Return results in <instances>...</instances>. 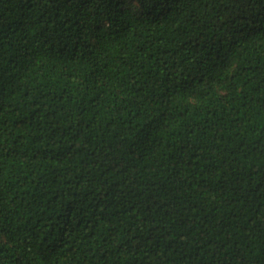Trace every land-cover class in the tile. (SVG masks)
<instances>
[{
  "label": "trees",
  "instance_id": "16d2710c",
  "mask_svg": "<svg viewBox=\"0 0 264 264\" xmlns=\"http://www.w3.org/2000/svg\"><path fill=\"white\" fill-rule=\"evenodd\" d=\"M0 264H264V0H0Z\"/></svg>",
  "mask_w": 264,
  "mask_h": 264
},
{
  "label": "snow or ice",
  "instance_id": "6c2138e0",
  "mask_svg": "<svg viewBox=\"0 0 264 264\" xmlns=\"http://www.w3.org/2000/svg\"><path fill=\"white\" fill-rule=\"evenodd\" d=\"M136 2V0H130V3H135Z\"/></svg>",
  "mask_w": 264,
  "mask_h": 264
}]
</instances>
